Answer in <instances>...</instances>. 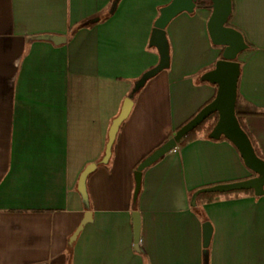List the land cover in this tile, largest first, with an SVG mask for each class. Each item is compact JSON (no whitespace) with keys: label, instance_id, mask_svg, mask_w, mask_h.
Masks as SVG:
<instances>
[{"label":"crops","instance_id":"obj_1","mask_svg":"<svg viewBox=\"0 0 264 264\" xmlns=\"http://www.w3.org/2000/svg\"><path fill=\"white\" fill-rule=\"evenodd\" d=\"M111 2L0 0V264H205L206 224L208 264H264V195L191 204L201 187L254 175L226 139L177 145L145 169L133 207L137 164L216 94L197 81L222 53L207 31L211 5L167 25L170 67L135 95L108 165L88 176L92 217L69 254L87 211L80 174L100 162L123 100L159 61L149 46L159 15L152 0H120L105 21L70 36ZM232 4L229 25L249 45L238 56L240 107L264 112V0ZM41 34L69 39L54 45ZM245 123L264 155V115Z\"/></svg>","mask_w":264,"mask_h":264},{"label":"water","instance_id":"obj_2","mask_svg":"<svg viewBox=\"0 0 264 264\" xmlns=\"http://www.w3.org/2000/svg\"><path fill=\"white\" fill-rule=\"evenodd\" d=\"M120 0H112L109 10L103 15H97L83 23L75 25L70 36L77 30L85 26H92L100 22L103 18L111 16ZM197 6V0H171L170 3L159 10V15L154 22L149 46L155 47L159 54L158 63L145 71L135 82L129 94L123 100L120 112L112 120L108 131V140L105 146L104 155L99 163H90L82 171L78 181V192L81 195L83 205L87 209L84 218L78 225L76 231L69 239L68 252L71 255L75 241L87 222L91 220L90 201L87 189V178L93 173L99 164H108L112 156L113 144L122 123L128 118L134 104L135 95L145 86L147 81L162 70L170 67V44L166 34V27L169 22L182 12L192 13ZM212 12L207 22V31L213 45L221 47V57L216 61L214 67L205 71L201 76V81H206L216 85V95L214 99L203 106L191 119L177 129L171 137L148 154L136 167L134 171V193L133 207L136 209L137 200L142 187L143 172L145 169L157 162L165 154L173 150L181 140L192 130L198 127L207 117L213 113L218 114V121L211 131L209 138H226L239 151L244 164L253 172V176L228 182L205 186L197 189L191 196V204L195 205L197 197L202 193H226L241 190H253L257 196L264 195V159L259 157L251 142V139L241 127L236 115V105L238 99V80L241 73L238 56L241 52L249 48L243 33L229 25L232 14V0H211ZM39 40L52 42L54 45H62L69 39L66 35L41 34L36 37ZM133 223L136 242L139 241L140 214L135 211ZM205 235V264H208L207 246L211 231L210 225ZM72 264V260H69Z\"/></svg>","mask_w":264,"mask_h":264},{"label":"trees","instance_id":"obj_3","mask_svg":"<svg viewBox=\"0 0 264 264\" xmlns=\"http://www.w3.org/2000/svg\"><path fill=\"white\" fill-rule=\"evenodd\" d=\"M197 5L198 6H210L211 5V0H197ZM202 74H203V72L198 76L197 81L199 83H208L206 81H201L200 80V76ZM209 84H211V83H209ZM214 86L216 87V85H214ZM215 95H214V97H215ZM214 97L210 101H208L206 104L211 102L214 99ZM236 115H237V118H238V120L240 122L241 127L244 129V131L247 133V135L251 139V142H252V144H253V146L255 148V151H256L257 155L259 157H261L262 159H264V155H263V153L261 151V148H260L257 140L255 139L254 135L250 132V130L248 129V127H247V125L245 123V118L247 116H250V115H264V112L263 111H255V110H252V109L242 110L241 107H240V96L238 95L237 105H236ZM217 121H218V114L217 113L211 114L198 127H196L194 130L189 132L181 140V142L178 144V146H183V145L187 144L188 142H191V141L199 139L200 137L209 138V135H210L211 131L213 130L214 126L216 125ZM221 139H226V138L221 137ZM115 144H116V140H115V142L113 144L112 154L114 152L113 149L115 147ZM138 164H137V166H138ZM101 165H108V164H101ZM241 195H254V192H253V190H241V191H232V192H226V193H202V194H200L197 197V201L196 202H197V204H200V203H205V202H212V201L218 200L220 198H225V199H227V198H236V197H239Z\"/></svg>","mask_w":264,"mask_h":264},{"label":"rangeland","instance_id":"obj_4","mask_svg":"<svg viewBox=\"0 0 264 264\" xmlns=\"http://www.w3.org/2000/svg\"><path fill=\"white\" fill-rule=\"evenodd\" d=\"M170 1L171 0H152V2H156V6H157V9H156V11L159 13V10H160V8H162L163 6H165V5H167L168 3H170ZM104 13H102L101 15H103ZM102 21H105V19L104 20H102ZM97 25V24H96ZM152 49H155V47H151ZM156 50V49H155ZM154 50V51H155ZM173 53H172V55L174 56V58H175V45L173 44ZM143 74V73H142Z\"/></svg>","mask_w":264,"mask_h":264},{"label":"built area","instance_id":"obj_5","mask_svg":"<svg viewBox=\"0 0 264 264\" xmlns=\"http://www.w3.org/2000/svg\"><path fill=\"white\" fill-rule=\"evenodd\" d=\"M175 149V148H174Z\"/></svg>","mask_w":264,"mask_h":264}]
</instances>
